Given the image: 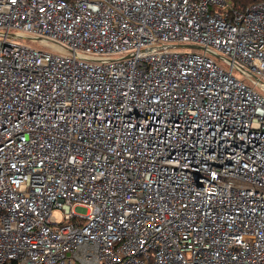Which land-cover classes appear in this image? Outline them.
I'll return each mask as SVG.
<instances>
[{"label": "built area", "instance_id": "obj_1", "mask_svg": "<svg viewBox=\"0 0 264 264\" xmlns=\"http://www.w3.org/2000/svg\"><path fill=\"white\" fill-rule=\"evenodd\" d=\"M251 85L264 0H0V264H264Z\"/></svg>", "mask_w": 264, "mask_h": 264}, {"label": "rangeland", "instance_id": "obj_2", "mask_svg": "<svg viewBox=\"0 0 264 264\" xmlns=\"http://www.w3.org/2000/svg\"><path fill=\"white\" fill-rule=\"evenodd\" d=\"M11 34H14L12 31L10 32ZM15 42L17 43H23V44H31L33 45L32 43H30L29 40L25 39V37H18V38H14L13 39ZM34 46H37V47H40L39 44L37 43H34ZM173 51H176V52H180V53H186L188 51H191V52H196L197 50L195 49H187V48H177V49H173ZM252 88H254L260 95H263L264 96V92L262 90H259L257 87L251 85ZM85 211L82 209V208H79L77 210V213H84ZM56 218L57 221H61L63 219L62 215L60 214L59 211H56L54 212L53 214Z\"/></svg>", "mask_w": 264, "mask_h": 264}, {"label": "trees", "instance_id": "obj_3", "mask_svg": "<svg viewBox=\"0 0 264 264\" xmlns=\"http://www.w3.org/2000/svg\"><path fill=\"white\" fill-rule=\"evenodd\" d=\"M231 1L236 8L243 10L252 3L258 2L260 0H231Z\"/></svg>", "mask_w": 264, "mask_h": 264}, {"label": "water", "instance_id": "obj_4", "mask_svg": "<svg viewBox=\"0 0 264 264\" xmlns=\"http://www.w3.org/2000/svg\"><path fill=\"white\" fill-rule=\"evenodd\" d=\"M186 46V45H185ZM189 48H193V49H196V50H201V47H199V46H193V45H191V46H188Z\"/></svg>", "mask_w": 264, "mask_h": 264}]
</instances>
